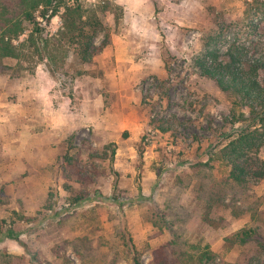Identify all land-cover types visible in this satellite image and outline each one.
Here are the masks:
<instances>
[{
  "label": "rangeland",
  "instance_id": "1",
  "mask_svg": "<svg viewBox=\"0 0 264 264\" xmlns=\"http://www.w3.org/2000/svg\"><path fill=\"white\" fill-rule=\"evenodd\" d=\"M104 1L70 3L97 8ZM108 1L123 8V18L116 23L114 6L100 13L110 42L91 63L78 64L72 54L55 74L46 63L17 78L0 74V222L4 233L16 232L13 239L0 234V253L10 264H81L67 244L106 238L121 264H134L114 237L123 222L143 264H152L172 234L151 215L171 204L188 213L191 243L209 248L219 264H237L245 248L234 236L252 226L251 204L264 210V180L253 185L255 197L231 206L209 208L201 198L204 184L229 176L219 151L234 134L233 104L195 60L213 33L223 52L235 45L264 58V10L257 9L264 0ZM36 15L51 35L63 25L60 15L50 22ZM104 40L101 32L96 44ZM78 70L86 73L75 76ZM64 155L73 156L83 184L62 165ZM82 190L90 196L75 202Z\"/></svg>",
  "mask_w": 264,
  "mask_h": 264
},
{
  "label": "trees",
  "instance_id": "2",
  "mask_svg": "<svg viewBox=\"0 0 264 264\" xmlns=\"http://www.w3.org/2000/svg\"><path fill=\"white\" fill-rule=\"evenodd\" d=\"M70 2L71 0H0L1 75L17 78L26 72H35L42 63H46L48 70L55 74L67 67L72 54L78 64L93 61L110 42V33L106 30L100 13H107L114 6L116 23H119L124 10L108 0L97 8ZM258 7V10H264V2H259ZM37 12L48 22L60 15L63 22L60 30L54 35L47 33L38 20ZM101 32H105V40L98 46L96 38ZM220 37L221 35L214 33L208 35L204 40L202 53L195 60L201 74L212 79L233 104L229 119L234 134L226 137L229 141L219 151V157L230 167V173L223 184H216L212 188L203 185L200 196L208 203L209 208L212 204L231 206L245 197H255L253 185L264 180V159L260 156L264 147V58L244 56L235 45L223 52L218 47ZM7 61L16 63L10 65ZM85 73L84 70H78L74 75L81 76ZM237 124L241 126L236 128ZM115 154L113 149L112 160ZM72 157L61 156L62 165L73 169V174L83 184V172L77 164L71 163ZM202 166L208 170L213 167L209 163H203ZM76 194L75 202L90 196L87 190ZM227 197L229 204L226 203ZM247 212L252 216V226L241 229L234 236L235 243L245 248L237 264H264V210L261 209V203L256 202L245 210ZM151 217L156 226L167 229L172 234V240L155 251L152 264H219L218 256L213 251L191 243L186 237L188 213L184 208L167 204L166 208L153 212ZM209 223L220 226L219 222ZM1 225L2 222L0 234L12 239L16 237V232L12 229L4 233ZM114 237L121 239L127 247L134 264H143L126 223L118 224ZM67 245L80 257L81 264L122 262L117 245L106 238L95 242L82 237ZM10 263V256L0 253V264ZM66 264L74 263L67 260Z\"/></svg>",
  "mask_w": 264,
  "mask_h": 264
}]
</instances>
